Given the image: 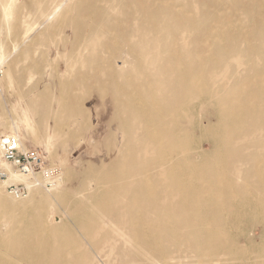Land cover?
Returning <instances> with one entry per match:
<instances>
[{"label": "bare ground", "instance_id": "1", "mask_svg": "<svg viewBox=\"0 0 264 264\" xmlns=\"http://www.w3.org/2000/svg\"><path fill=\"white\" fill-rule=\"evenodd\" d=\"M64 2L47 0L48 10H60ZM68 4L72 12L60 18L63 26L73 28L76 41L85 32L89 35L84 40L106 50L95 57L105 67L100 73H106L111 87L122 94L115 98V117L124 132L122 165L105 168L96 176L97 187L82 192L80 200L91 203L90 211L78 208V201L70 202L65 190L52 197L37 188L18 198L27 200L24 209L43 207L53 199L68 204L69 218L97 234L98 246L106 241L116 245L121 264H165L151 256L156 249H170L166 254L171 264L264 262V253L255 258L243 252L236 255L227 244L234 237L228 216L241 222L242 210L248 208L254 221L264 217L259 204V198L264 199V8L255 5L249 10L255 28L233 32L235 24L221 9L245 8L243 0H69ZM221 28L225 38L217 33ZM254 40L260 44L253 45ZM229 41L233 45L227 47ZM215 49L222 56H251V61L237 66L244 78L240 84L214 93L206 55ZM255 59L263 64L255 66ZM30 106L39 112L36 102ZM205 142L210 149L204 148ZM234 157L250 167L229 179ZM1 166L10 169L0 146ZM64 180L46 191L58 190ZM0 187V215L11 217L0 223V264H110L100 252L85 248L64 222H57L55 212L51 218L44 209L34 216L15 214L16 199ZM238 189L249 193L241 196ZM93 211L101 213L100 221ZM253 228L243 232L250 249L258 247ZM258 239L264 241V232Z\"/></svg>", "mask_w": 264, "mask_h": 264}, {"label": "rangeland", "instance_id": "2", "mask_svg": "<svg viewBox=\"0 0 264 264\" xmlns=\"http://www.w3.org/2000/svg\"><path fill=\"white\" fill-rule=\"evenodd\" d=\"M68 1L62 4L60 10L50 12L47 0H43V4L41 0H0V138L7 134L15 135L20 138L24 146L41 148L51 163L60 166L61 162L66 163L61 167L64 184L62 183L58 190L53 191V189L48 192L41 185L33 189L37 188L38 192L52 197L58 191L65 190L71 199L70 202L78 201V208L90 211L91 203L86 204L85 201L80 200L82 192L97 187L99 180L96 176L105 168H111L116 164L122 165L120 160L125 150L122 149L124 132L121 121L115 117L118 111L115 98L122 94L115 92L111 87L106 73H100L105 67H100L95 57L106 50L84 40L85 32H82L76 41L73 28L63 26L60 18L72 12L71 4L67 5ZM243 1L247 4L245 8L221 9V13L224 12L235 24L231 26L235 29L233 32L241 28L248 32L247 30L255 28L251 20L254 16L249 10H254L255 5L264 8V0H261L262 3L260 0ZM196 3L198 4L197 1ZM199 10L203 9L199 8ZM209 10L215 8L211 7ZM204 15L205 13L202 12L199 14L200 17ZM225 31L221 28L217 33L225 38ZM252 43L260 44L258 40ZM238 44L242 45L244 41L239 40ZM232 45L233 42L229 41L227 47ZM206 61L207 71L212 74L208 77L209 86L215 93L217 90L233 87L243 81V76L237 72V66L239 62H250L251 56L239 58L237 54L222 56L220 50L215 49L211 52L207 51ZM253 64L262 65L263 61L255 59ZM218 96L227 97V94L219 92ZM32 102L37 103L38 113L30 106ZM74 104L77 107L71 106ZM73 108H77L78 111L72 113ZM211 119L214 121L213 118ZM194 134L198 136L199 133L195 131ZM203 146L207 150L210 149L209 142H205ZM250 149L248 145L246 150ZM50 152L54 156H49ZM249 167L250 163H244L234 157L227 177L231 179L238 174L241 175ZM37 177L38 180L39 175ZM251 181L248 179L249 183ZM244 183L247 184V180H244ZM2 191L16 199L13 202L15 214L20 216L26 212L34 216L44 209L48 215L50 213L51 218L52 212H55L57 222H64V226H67L65 228L75 232L85 248L100 252L103 260L110 261V264H121L123 258L118 256L121 253L116 245L102 241L103 243L98 246L97 234L87 232L86 229L76 225L75 219L69 218L68 204L52 198L53 200L43 207L30 206L24 209L23 204L27 200L15 198L4 189ZM237 192L241 196L249 193L245 189H238ZM256 193L258 194L257 191ZM259 199L264 211L263 196ZM2 207L0 205V208ZM52 207L54 210L51 209ZM242 211L241 222L228 216L231 220L230 232L234 235L228 240L229 243L227 242L230 244L229 252L236 255L242 252L248 253L255 258L258 252L264 253V241L258 239L261 232H264V217L254 221L249 215L248 208ZM93 216L100 221L102 215L93 211ZM10 219L11 217L5 213L0 215L2 224L8 223ZM252 226L258 241L256 248L258 250L250 249L246 236L243 235V232L248 231ZM169 251L170 249L166 251L156 249L151 256L165 261V264H171V258L166 254ZM194 259L198 257L195 256ZM96 261L97 259L93 260L94 263ZM245 262L240 259L233 264H245Z\"/></svg>", "mask_w": 264, "mask_h": 264}, {"label": "built area", "instance_id": "3", "mask_svg": "<svg viewBox=\"0 0 264 264\" xmlns=\"http://www.w3.org/2000/svg\"><path fill=\"white\" fill-rule=\"evenodd\" d=\"M0 146L2 160L10 167H0V184L10 195L24 198L37 185L54 189L61 182V166L51 163L41 148L24 146L19 137L11 134L0 138ZM17 177H26L30 181L19 180Z\"/></svg>", "mask_w": 264, "mask_h": 264}]
</instances>
